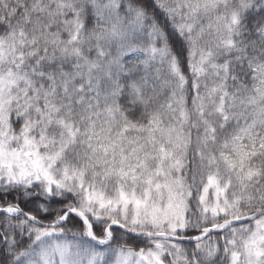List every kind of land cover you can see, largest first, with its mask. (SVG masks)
<instances>
[{"label":"snow or ice","instance_id":"6c2138e0","mask_svg":"<svg viewBox=\"0 0 264 264\" xmlns=\"http://www.w3.org/2000/svg\"><path fill=\"white\" fill-rule=\"evenodd\" d=\"M0 264H264V0H0Z\"/></svg>","mask_w":264,"mask_h":264}]
</instances>
